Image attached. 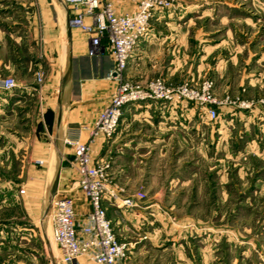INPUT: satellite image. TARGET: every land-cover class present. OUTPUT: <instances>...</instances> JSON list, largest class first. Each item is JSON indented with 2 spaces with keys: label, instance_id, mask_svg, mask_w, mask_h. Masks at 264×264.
Listing matches in <instances>:
<instances>
[{
  "label": "crops",
  "instance_id": "crops-1",
  "mask_svg": "<svg viewBox=\"0 0 264 264\" xmlns=\"http://www.w3.org/2000/svg\"><path fill=\"white\" fill-rule=\"evenodd\" d=\"M114 3L119 10L136 7V0H114ZM251 4L257 5V0H251ZM244 6L250 8V5ZM187 11L180 7L154 11L150 18L151 30L139 39L128 58L124 71L127 80L145 82L157 75L167 83H174V75L183 70L187 60L185 35L180 31L192 19ZM70 13L62 0H0V77L13 75L17 82L13 88H0V150L23 152L21 160L30 173L27 184L42 186L39 193H44L48 199L56 190L71 193L76 219L81 220L90 204L72 184L78 174L72 164L73 148L64 142V137L73 134L82 123L93 121L107 103L115 86V80L107 77L114 61L109 52L95 56L87 53L90 36L68 25ZM249 16L246 14L241 19L246 21ZM165 25L172 30L163 31ZM250 51L249 54L255 53V50ZM234 55L221 63L234 61ZM41 70L42 82H37L36 72ZM189 72L191 79H200L199 72L197 78ZM256 80L257 77H249L248 83L252 86ZM261 96L250 99L258 100ZM207 119L185 99H149L125 104L113 135L97 136L91 149L95 159L111 158L108 173L118 198L107 195L103 198L107 216L110 218L108 211L115 205L121 210L131 209L132 205H123L120 199L133 196L141 186L147 196L145 200L135 198L134 205L144 203L135 210L159 212L160 207H164V196H161L164 190L155 187L148 192L155 176L165 172L163 167L184 165L194 151L196 158L202 161L207 158L209 133L217 134L218 146L224 133L231 131L192 130L194 125ZM242 120L253 122L257 133L249 144L259 147L262 142L257 137L261 139L264 135V107L259 102L247 109L222 106L215 119L216 126L223 129ZM86 136L87 133L82 132V139ZM188 180L187 174L177 176L173 184ZM49 205L48 202L47 209ZM123 218V222L128 218L133 221L135 215L129 213ZM110 220L112 224V218ZM123 226L125 229L127 224ZM55 248L58 249L56 244ZM71 264L95 263L82 256ZM125 264H132L129 254Z\"/></svg>",
  "mask_w": 264,
  "mask_h": 264
},
{
  "label": "rangeland",
  "instance_id": "rangeland-1",
  "mask_svg": "<svg viewBox=\"0 0 264 264\" xmlns=\"http://www.w3.org/2000/svg\"><path fill=\"white\" fill-rule=\"evenodd\" d=\"M168 7L186 8L192 17L180 29L187 45L186 69L171 84L210 78L220 95H264V0L255 6L251 0H171ZM246 14L251 18L244 21L241 16ZM165 27L163 31L172 30ZM234 53V61L221 63ZM189 71L195 78L199 72L200 79H191ZM249 77H257L252 86ZM234 123L223 129L207 119L192 127L231 131L218 146L217 134L209 133L202 161L194 151L180 167L162 166L167 172L158 173L148 190H164L159 212L135 210L143 201L128 210L116 205L109 209L116 235L128 243L132 264H264V135L257 137L259 147L250 145L257 133L253 122ZM22 153L0 150V264H64L51 235V196L39 193L42 186L27 184L30 173ZM108 159L107 171L111 158L103 159ZM185 174L186 183L173 184ZM139 190L145 200L147 192L141 186L135 193ZM129 213L135 215L133 221L123 222Z\"/></svg>",
  "mask_w": 264,
  "mask_h": 264
},
{
  "label": "built area",
  "instance_id": "built-area-1",
  "mask_svg": "<svg viewBox=\"0 0 264 264\" xmlns=\"http://www.w3.org/2000/svg\"><path fill=\"white\" fill-rule=\"evenodd\" d=\"M71 10L67 23L89 34L87 53L90 56L109 52L114 66L107 77L115 80L107 103L99 110L93 121L82 123L64 142L73 148L72 164L77 179L72 183L79 188L90 204L89 211L81 220L76 219L74 196L56 190L50 199L49 216L51 235L58 246L64 264H71L86 256L95 264H125L129 254L128 243L116 235L110 218L106 214L105 195L116 199L118 193L107 171L108 160L92 156V144L97 136L109 138L117 128L125 104L140 100L162 99L191 101L208 119L215 120L219 109L225 105L251 108L256 102L264 107V95L258 100L234 94H218L213 81L203 78L199 81L184 80L167 83L156 76L145 82L130 81L124 71L128 58L139 39L147 33L154 11L170 6L171 0H136L133 10L117 9L114 0H62ZM43 71L36 72V81L42 82ZM17 85L12 75L0 77V88L10 89ZM82 132L87 136L82 139ZM41 163V159H37ZM24 191L23 188L20 189ZM139 190L133 196L120 199L123 205H134L135 198H143Z\"/></svg>",
  "mask_w": 264,
  "mask_h": 264
},
{
  "label": "water",
  "instance_id": "water-1",
  "mask_svg": "<svg viewBox=\"0 0 264 264\" xmlns=\"http://www.w3.org/2000/svg\"><path fill=\"white\" fill-rule=\"evenodd\" d=\"M52 196V195H51ZM50 199H51V197H50ZM50 199H49V203H50Z\"/></svg>",
  "mask_w": 264,
  "mask_h": 264
}]
</instances>
